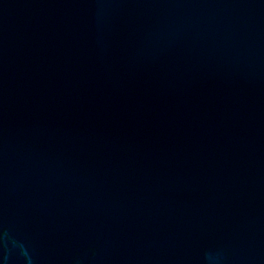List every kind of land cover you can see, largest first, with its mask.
<instances>
[{
    "label": "water",
    "instance_id": "water-1",
    "mask_svg": "<svg viewBox=\"0 0 264 264\" xmlns=\"http://www.w3.org/2000/svg\"><path fill=\"white\" fill-rule=\"evenodd\" d=\"M0 264H264V0H0Z\"/></svg>",
    "mask_w": 264,
    "mask_h": 264
}]
</instances>
